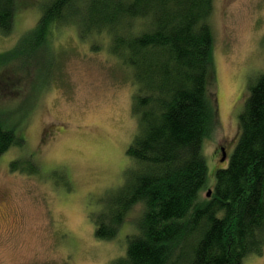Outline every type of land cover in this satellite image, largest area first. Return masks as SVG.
Masks as SVG:
<instances>
[{
    "label": "trees",
    "instance_id": "1",
    "mask_svg": "<svg viewBox=\"0 0 264 264\" xmlns=\"http://www.w3.org/2000/svg\"><path fill=\"white\" fill-rule=\"evenodd\" d=\"M17 1L0 0L4 37L15 28ZM212 11L213 0H44L36 26L0 53V88L20 95L46 86L28 88L15 71L42 58L49 69L50 36L67 26L95 53L92 38L106 35L109 53L130 70L133 164L105 208L90 213L95 237L108 241L141 206L125 255L111 264H242L264 251V71L248 82L234 149L212 175L210 197L201 196L212 182L202 145L218 126ZM16 133L0 122V155L20 145ZM22 163L9 167L35 171Z\"/></svg>",
    "mask_w": 264,
    "mask_h": 264
},
{
    "label": "rangeland",
    "instance_id": "2",
    "mask_svg": "<svg viewBox=\"0 0 264 264\" xmlns=\"http://www.w3.org/2000/svg\"><path fill=\"white\" fill-rule=\"evenodd\" d=\"M17 4L12 34H0V53L36 26L44 0ZM208 24L218 111V126L202 145L209 179L227 164L221 148L227 158L234 149L248 82L264 71V0H213ZM98 35L95 53L75 27L55 29L49 69L42 58L14 73L28 88L46 87L21 95L0 88V122L21 139L0 155V264H111L125 255L126 236L137 227L140 205L108 241L95 237L90 215L123 184L133 164L126 150L137 132L131 72L109 53L107 36ZM14 160L35 171H12ZM242 264H264V251Z\"/></svg>",
    "mask_w": 264,
    "mask_h": 264
},
{
    "label": "water",
    "instance_id": "3",
    "mask_svg": "<svg viewBox=\"0 0 264 264\" xmlns=\"http://www.w3.org/2000/svg\"><path fill=\"white\" fill-rule=\"evenodd\" d=\"M221 153H222V157L220 159V162H223L226 159V152L224 148H221ZM210 195H211V190H208L207 197H210Z\"/></svg>",
    "mask_w": 264,
    "mask_h": 264
}]
</instances>
